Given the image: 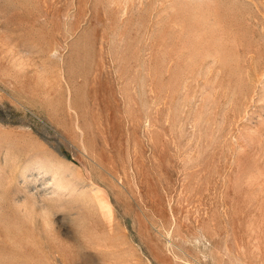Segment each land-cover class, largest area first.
<instances>
[{"label": "rangeland", "instance_id": "374dc122", "mask_svg": "<svg viewBox=\"0 0 264 264\" xmlns=\"http://www.w3.org/2000/svg\"><path fill=\"white\" fill-rule=\"evenodd\" d=\"M0 264H264V0H0Z\"/></svg>", "mask_w": 264, "mask_h": 264}]
</instances>
